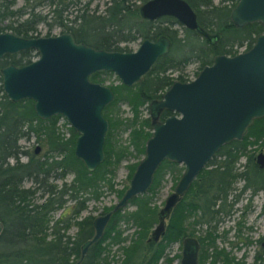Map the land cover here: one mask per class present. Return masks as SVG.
Wrapping results in <instances>:
<instances>
[{"label": "trees", "instance_id": "obj_1", "mask_svg": "<svg viewBox=\"0 0 264 264\" xmlns=\"http://www.w3.org/2000/svg\"><path fill=\"white\" fill-rule=\"evenodd\" d=\"M126 1L112 0L101 14L83 10L80 26L74 31H80L78 39L110 50H126V47L120 46L121 41L136 37L155 38L162 33L167 34L172 42L169 52L160 56L140 81L131 86L121 82L110 84L115 95L104 107L110 130L105 135L104 159L95 169L88 170L83 161L75 156L77 132L68 126L70 134L65 136L57 126L61 115L42 118L36 114L32 99L13 101L8 98L2 88L0 72V221L3 224L0 264H76L82 244L94 232L92 215L77 218L86 207V200L98 199L105 184L113 188V176L120 161L132 155L138 159L127 164L130 178L144 154L151 125L150 117L143 116L142 108H148L149 101L160 97L175 79H186L182 70L190 58L200 60L201 68L212 62L214 54H235L237 46L244 42L247 43L246 48L250 47L255 35L264 31V24L258 21L243 26L232 23L230 10L236 0H232L231 6L224 4L225 0H220L218 4L212 0H187L195 8L199 24L210 36L185 27V34L179 35L174 17L164 15L154 20L145 19L137 12L138 8H131ZM13 3L14 0H0V21L7 16L24 13L23 7L13 8ZM44 18L31 10L21 20L0 24V31L5 26L16 34L29 36L36 29V23ZM33 55L35 52L30 48L6 54L0 58V69L7 63L28 62ZM171 69H179L180 72L172 76L168 71ZM103 72L108 71H94L89 78L102 82ZM120 102L130 106L131 116L116 115ZM169 114V110H163L161 119ZM125 128H129L127 145L120 143L116 137L118 131ZM30 133L35 134L37 143L44 149L42 152L36 151V146L31 149L21 147L20 138L24 135L29 137ZM255 143L264 144V116L255 118L241 139H233L219 148L173 207L164 234L153 240L149 239L150 232L158 218L153 197L166 174L171 173L175 180L183 169L179 163L164 159L156 169L149 189L129 200L128 204L134 205L133 208H119L112 213L102 236L88 247L78 264H171L180 254L169 255L167 248L174 242L181 243L186 235H195L199 239V264H245L243 259L218 246L217 225L223 216L232 213L241 193L249 190L251 197L264 190V167L255 162L253 154L247 149L249 144ZM22 154L26 155V160L20 159ZM242 155L247 157V162L240 168L238 163ZM67 173H73L70 182L58 185L49 181L51 176L63 177ZM27 180L31 182L28 186L24 184ZM240 180L243 184L237 191L236 183ZM126 187L117 190L119 197ZM38 197L43 199L38 200ZM67 199L73 200V203L52 219L54 211L63 208ZM121 221L135 226L128 242L120 227ZM73 224L77 230L70 235L66 230ZM204 224L205 230L195 233L196 225ZM113 245L121 250L120 259L110 255ZM263 258L264 248L254 254L252 264H264Z\"/></svg>", "mask_w": 264, "mask_h": 264}, {"label": "water", "instance_id": "obj_2", "mask_svg": "<svg viewBox=\"0 0 264 264\" xmlns=\"http://www.w3.org/2000/svg\"><path fill=\"white\" fill-rule=\"evenodd\" d=\"M143 18L169 15L189 29L202 32L196 11L186 0H147L138 8ZM236 26L258 21L264 24V0H237L230 10ZM166 35L144 38L134 50L97 48L76 41L72 33L25 37L0 31V57L5 53L33 48L35 59L27 64L1 67L2 88L13 101L32 99L36 114L48 118L61 114L78 131L74 154L88 170L103 161L107 119L102 108L114 93L109 85L92 81L97 70L114 72L128 86L140 81L153 63L169 50ZM151 135L145 151L129 179L128 186L112 208L92 220L94 232L81 246L80 258L99 240L112 213L129 200L146 192L164 159L183 165L181 174L158 209L157 222L149 239L158 240L165 232L170 213L187 192L192 181L216 154L233 139H241L255 118L264 116V31L252 45L235 54H216L188 81L175 80L162 98L149 105ZM174 113L159 120L160 111ZM39 151L40 146H36ZM264 167V149L255 156ZM3 224L0 221V232ZM200 242L195 235L181 240L179 264H199Z\"/></svg>", "mask_w": 264, "mask_h": 264}, {"label": "rangeland", "instance_id": "obj_3", "mask_svg": "<svg viewBox=\"0 0 264 264\" xmlns=\"http://www.w3.org/2000/svg\"><path fill=\"white\" fill-rule=\"evenodd\" d=\"M34 1L38 0H28L25 2V0H15V3L12 5L13 8H17L19 6H24L26 4L25 9L29 10L30 7H32V4H34ZM111 0H73L71 4L68 5L66 11L63 12L64 17L67 19V22L75 23L77 20H74V16L76 12H80L81 9H87L86 11L88 13H103L105 10V7L109 4ZM144 0H127L126 2L130 4L131 8H138V6L143 2ZM220 0H213L215 4H218ZM224 4L230 5V1H224ZM53 8V5H50L49 3H45L43 1L38 2L35 4L34 11L40 13L41 15L46 14V12H50ZM138 12V11H137ZM25 14V13H24ZM23 17L26 16V14ZM53 14L47 15V18L45 20H39L36 24V30L33 31V34L38 35H45L48 30L51 32H58L60 31V28L58 25L52 26V28H49L47 25V21L52 18ZM19 20L21 17H18L17 15H11L7 16L5 19L0 21L1 25H7L11 20ZM175 27L178 28L179 35H184L185 32L181 29V26L176 25ZM2 31H11L9 28L3 27ZM213 32V31H212ZM92 38V36H90ZM141 39L140 37H136L134 39H131L129 41H121L119 42L120 46L123 48H127L128 50H134L138 47ZM246 42H244L242 45L239 46V48L236 51L244 50L246 47ZM199 61L197 58H190L187 64L184 66L182 73L184 77H194L197 75V72L201 69L199 67ZM171 75L175 76L179 73V69H171L168 70ZM103 83L110 85V84H117L120 82L117 75L112 72H103ZM116 115L121 117H128L132 115L130 106L125 102L119 103V108L115 110ZM142 114L148 115V110L144 106L142 108ZM57 126L60 128L61 131L64 132L65 136H68L67 134V125L65 123V119L63 117H59L57 121ZM118 141L120 143H123L125 145L129 144V128H125L122 130H119L116 135ZM21 147L23 149H31L34 146H40L37 143V138L34 133H30L29 137L26 135L22 136L19 140ZM261 143V140L259 141V144ZM131 148V146H130ZM248 152L253 154V157L256 156V154L264 149L263 145H257L255 144H249ZM41 152L44 150L42 147L39 149ZM21 160H26V155L22 154L20 157ZM137 157H133L130 155L127 158H123L118 167L115 170L114 176H113V188H110L107 184L103 185L101 190L102 193L99 196L98 199L95 198H88L85 202L86 207L81 210L77 218H81L85 215H92L93 218L99 214H102L108 210H106V207L113 206L117 200L119 199V196L117 194V190L120 188H123L125 186H128L129 183V177L128 172L129 168L127 164L131 162L137 161ZM247 162V157L245 155H242L239 159V166ZM179 165H182L179 163ZM183 166V165H182ZM73 177V173H67L63 177H50L49 181L56 183L60 185L62 182H70ZM178 179V178H177ZM177 179L174 180L171 173H168L165 175L161 186L158 190V192L153 197V204L157 206L159 209L165 201L166 196L173 191V188L177 182ZM25 185H30L31 182L29 180L24 182ZM243 184V181L240 180L236 183L237 191ZM126 189V188H125ZM38 200H42V197H38ZM264 201V190L258 191L256 194L252 195L250 197V191L246 190L245 192L241 193L237 202L233 205L232 213L230 215H225L223 218L218 222L217 225V233L219 236L216 239V243L218 246H223L226 250H228L231 254H233L236 258L243 259L245 264H252L253 263V257L254 254L257 251H262V248H264V213L261 211V205ZM73 203V200H68L65 203V206L63 208H59L56 211H54L52 219H55L59 215H61L65 210H67L68 206ZM247 205V206H246ZM246 206V209L244 210ZM134 205L127 204L124 206V209H131ZM68 215V214H67ZM66 215V216H67ZM240 221V223L238 222ZM205 224L204 225H196L195 233L200 234L205 230ZM120 227L123 229V234L127 236V242L130 239V236L133 235V231L135 229V226L131 223H126L121 221ZM77 230V226L75 224L69 226L66 230V233L70 235H74ZM181 251V243L174 242L172 243L168 248L167 252L169 255H174L176 253L180 254ZM110 255H112L116 259H120L122 256L121 250L118 249L117 245H113L110 248ZM179 258L175 257L171 264H179ZM264 259V258H263ZM208 262V261H207ZM254 264H259V262H256Z\"/></svg>", "mask_w": 264, "mask_h": 264}, {"label": "flooded vegetation", "instance_id": "obj_4", "mask_svg": "<svg viewBox=\"0 0 264 264\" xmlns=\"http://www.w3.org/2000/svg\"><path fill=\"white\" fill-rule=\"evenodd\" d=\"M28 0H25V2H27ZM41 1H43V2H45V3H49L50 5H53V8L51 9V11L50 12H46V14H43L42 16H44L45 18L44 19H40V20H45L46 18H47V15H51V14H53L52 16V18H50V20L49 21H47V25H48V27L49 28H52V26H54V25H58L59 26V28H60V31H58V32H51L50 30H48V32L45 34V35H56V34H60V33H63V32H70V33H72V35L74 36V38H75V40L76 41H83V42H85V40H83V39H78V36H77V34H79L80 33V31H78V32H75L74 33V31H75V29L77 28V27H79L80 26V22H81V17H80V14L83 12V10H87V9H81V11L80 12H76V14H75V16H74V20H77V22H75L74 24L73 23H70L69 21L67 22V19L64 17V15H63V12L64 11H66V9H67V7H68V5L69 4H71L72 2H73V0H38V1H34V4H32V7H30V9L29 10H27V9H25V7H26V4H24V6L22 5V6H19V7H23V9H24V13L26 14V16L29 14V12L31 11V10H33L34 11V7H35V4L36 3H38V2H41ZM112 1V0H111ZM111 1L109 2V4L111 3ZM147 0H144L141 4H143L144 2H146ZM187 1V0H186ZM213 1V0H212ZM225 1H230L231 2V4L229 5V6H231L232 5V0H225ZM188 2V1H187ZM236 2H237V0H236ZM14 3H15V0H14ZM13 3V4H14ZM189 3V2H188ZM140 4V5H141ZM190 4V3H189ZM236 4V3H235ZM139 5V6H140ZM191 5V4H190ZM139 6H138V8H139ZM233 6H235V5H233ZM232 6V7H233ZM191 7L195 10V8L191 5ZM231 7V8H232ZM60 11V16H58V12ZM196 11V10H195ZM35 12V11H34ZM138 12H139V10H138ZM24 13H22L21 15H17L18 17H21V19H23V18H25L26 16H24L23 17V14ZM35 13H38V12H35ZM104 13V12H103ZM24 14V15H25ZM38 14H40V13H38ZM95 14H98V13H95ZM99 14H101V13H99ZM196 14H197V12H196ZM14 15H16V14H14ZM41 15V14H40ZM140 15V14H139ZM141 16V15H140ZM164 16V15H163ZM166 16H169V15H166ZM142 17V16H141ZM160 17V16H159ZM173 17V16H172ZM143 18V17H142ZM158 18V17H157ZM157 18H155V19H157ZM175 18V17H174ZM21 19H19V20H21ZM145 19H147V18H145ZM176 19V18H175ZM61 20V21H60ZM149 20H154V19H149ZM176 21H177V19H176ZM197 21H198V19H197ZM37 24V23H36ZM175 24L176 25H179V26H181V29L183 30V27H185V28H187L186 26H184L183 24H181L180 22H178L177 21V23H174V26H175ZM198 24H199V22H198ZM200 25V24H199ZM245 25V24H244ZM243 26V25H242ZM200 27L202 28V32L201 31H199V30H197L198 32H200V33H202V34H206V36H210V34L208 33V31L207 30H205L201 25H200ZM10 29V28H9ZM83 29V28H82ZM82 29H81V33H82ZM189 29V28H188ZM11 30V29H10ZM36 30V29H35ZM34 30V31H35ZM192 30H196V29H192ZM2 31V30H1ZM9 32H12V33H14L12 30L11 31H9ZM184 32V31H183ZM14 34H16V33H14ZM30 35L29 36H25V37H31V36H40V35H38V34H33V32H30L29 33ZM16 35H19V34H16ZM93 35V34H92ZM161 35H166V36H168L167 34H164V33H162V34H159L158 36H156L155 38H149V39H151V40H154V39H156V38H158L159 36H161ZM20 36H23V35H20ZM90 36L91 35H89V38H90ZM256 36V35H255ZM169 37V36H168ZM145 38H148V37H145ZM170 38V37H169ZM141 39V38H140ZM144 39V38H143ZM143 39H141V41L143 40ZM140 41V42H141ZM170 41H171V38H170ZM172 42V41H171ZM85 43H87V44H89L88 42H85ZM91 45V44H90ZM252 45V44H251ZM95 47V46H94ZM170 47H171V44H170ZM170 47H169V50H170ZM236 47V46H235ZM98 48V47H97ZM239 48V46H237V49ZM249 48V47H248ZM25 49H28V48H25ZM30 49H33V48H30ZM245 49H247L246 47L244 48V50ZM22 50V49H21ZM34 50V49H33ZM113 50H117V49H113ZM126 50H128V49H126ZM169 50H168V52H169ZM18 51H20V50H18ZM18 51H16V52H18ZM240 51V50H239ZM239 51H237V52H239ZM241 51H243V50H241ZM16 52H11V53H5L2 57H0V58H3V57H5V55L6 54H12V53H16ZM34 52H35V55H33L31 58H30V60L28 61V62H25V63H23V64H27V63H29L31 60H33V59H35L36 58V56H37V52L34 50ZM167 52V53H168ZM236 52V53H237ZM217 54H225V53H217ZM164 55V54H163ZM214 55H216V54H214ZM230 55H232V54H230ZM162 56V55H161ZM7 64H10V63H7ZM6 64V65H7ZM13 64H15V63H13ZM23 64H15V65H23ZM154 64V63H153ZM210 64V63H209ZM206 65V64H205ZM5 66V65H4ZM204 66V65H203ZM202 66V67H203ZM3 67V66H2ZM201 67V68H202ZM151 68V67H150ZM150 70V69H149ZM148 70V71H149ZM97 71H99V70H97ZM106 71H108V70H106ZM147 71V72H148ZM180 72V71H179ZM198 73V72H197ZM179 74V73H178ZM177 74V75H178ZM183 74V73H182ZM177 75H175V76H177ZM144 76V75H143ZM173 76V75H172ZM184 76V75H183ZM195 77V76H194ZM194 77H184V78H186V79H184V80H180V79H175V80H180V81H188V80H191V79H193ZM120 80V79H119ZM174 80V81H175ZM93 81V80H92ZM173 81V82H174ZM95 82H99V83H103V82H100V81H95ZM121 82V81H120ZM172 82V83H173ZM122 83V82H121ZM171 83V84H172ZM104 84V83H103ZM170 84V85H171ZM107 85V84H106ZM133 85V84H132ZM169 85V86H170ZM110 86V85H109ZM168 86V87H169ZM167 87V88H168ZM167 88H165L164 89V91L162 92V95H163V93L165 92V90L167 89ZM112 89V88H111ZM113 91V90H112ZM113 93H114V91H113ZM115 95V94H114ZM162 95L160 96V97H158V98H154V99H152V100H155V99H160V98H162ZM114 98V97H113ZM151 100V101H152ZM151 101H149V103L151 102ZM149 103L147 104V106L149 105ZM108 104V103H107ZM106 104V105H107ZM106 105H104L103 106V108H102V115L107 119V117L104 115V107L106 106ZM147 110H148V116L150 117V112H149V107L147 108ZM163 110H168V109H163ZM163 110H161L160 111V114H159V117H158V119L159 120H163L164 118H162L161 119V113H162V111ZM170 111V110H169ZM172 113H174L173 111H170V114H172ZM169 114V115H170ZM61 115V114H60ZM52 116V115H51ZM168 116V115H167ZM60 117H63L64 119H65V123H66V125H67V130H68V126H70L69 125V123H68V121L66 120V118L63 116V115H61ZM109 125H110V123H109V120L107 119V130H106V133H107V131H109L110 130V127H109ZM150 125H151V118H150ZM73 128V127H72ZM74 129V128H73ZM76 132H77V135H78V131L76 130V129H74ZM106 133H105V135H106ZM67 134L69 135L70 134V132H69V130L67 131ZM77 137V136H76ZM76 139V138H75ZM104 140H105V137H104ZM75 144V143H74ZM103 146H104V144H103ZM254 159H255V156H254ZM178 180V179H177ZM264 202V201H263ZM263 202H262V204H263ZM261 211H262V205H261ZM264 213V212H263Z\"/></svg>", "mask_w": 264, "mask_h": 264}]
</instances>
